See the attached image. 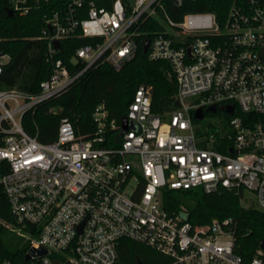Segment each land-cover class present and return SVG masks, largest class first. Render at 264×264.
I'll return each mask as SVG.
<instances>
[{
	"label": "built area",
	"instance_id": "built-area-1",
	"mask_svg": "<svg viewBox=\"0 0 264 264\" xmlns=\"http://www.w3.org/2000/svg\"><path fill=\"white\" fill-rule=\"evenodd\" d=\"M41 1L8 0L19 16ZM184 1L110 0L98 7L95 0H68L36 38L47 42L48 78L36 93L0 89V192L17 223L5 227L26 244L23 260L39 251L28 264H122V239L152 249L161 264H264L260 247L248 260L237 253L231 219L192 225L161 204L162 188L223 189L264 212V0L234 1L222 23L212 13L174 21L166 7ZM148 18L164 30L145 54L166 61L176 85L179 107L166 120L151 110L150 87L139 85L123 117L126 129L101 104L86 135L67 118L51 143L27 133L24 116L89 68L106 63L118 70L132 60ZM76 36L95 42L75 51L72 66H82L71 71L56 56L61 40ZM8 60L0 51V76ZM198 109L203 116L195 120ZM245 191L255 203H243Z\"/></svg>",
	"mask_w": 264,
	"mask_h": 264
},
{
	"label": "trees",
	"instance_id": "trees-1",
	"mask_svg": "<svg viewBox=\"0 0 264 264\" xmlns=\"http://www.w3.org/2000/svg\"><path fill=\"white\" fill-rule=\"evenodd\" d=\"M68 0H47L33 8L27 15L12 12L8 0H0V51L9 56L2 66L0 89L16 88L29 93L38 91L39 83L51 73L46 60L45 40H38L44 28V20L50 12L62 8ZM236 0H185L179 8L166 7L171 19L178 22L185 13H212L222 23L232 3ZM98 7H108L110 0H95ZM164 30L156 18H148L139 28L136 37L137 49L132 60L115 70L103 63L89 68L70 87L36 106L23 118L24 129L41 143H51L56 139L57 128L62 118H67L80 135L94 131L92 113L97 105H103L109 118L117 123L125 117L127 106L139 85L151 89V110L162 120L179 107L175 99L176 85L170 66L166 61H151L142 54L146 39ZM95 42L92 38L72 37L61 40L57 58L71 71L82 66L77 62L72 66L75 51ZM161 204L164 210L180 215L192 225H205L212 219H231L234 224L236 251L244 259L252 258L259 249V241L264 240V212L245 208L240 203L239 194L218 189L206 193L201 189L172 190L162 188ZM5 224L17 226L10 214L8 203L0 192V262L28 264L23 260L26 244ZM122 264H161L162 259L152 249L127 239L118 246Z\"/></svg>",
	"mask_w": 264,
	"mask_h": 264
},
{
	"label": "water",
	"instance_id": "water-1",
	"mask_svg": "<svg viewBox=\"0 0 264 264\" xmlns=\"http://www.w3.org/2000/svg\"><path fill=\"white\" fill-rule=\"evenodd\" d=\"M7 14H8V16H11V15H12V11H11L10 9H8V10H7ZM148 44H149V40L146 39V40L144 41V43H143L142 54H145V53H146V50H147ZM54 46H55L56 49H59V43H58L57 41H54ZM208 111H210V112H214V111H215V108H214L213 106H211V107L208 108ZM228 112H231V107L228 108ZM202 116H203V114H202V112H201L200 109L196 110V111L194 112V114H193V118H194L195 120H200V119L202 118ZM121 124H122V127H123L124 129L127 128V124H128V123H127L126 118H122V119H121ZM129 127H132V124H131V123L129 124ZM259 247H260L261 250L264 251V240H260V241H259ZM37 253H39V251H37V250H31V251L29 252V254H27V255L24 257V260H28L29 257H30V255H34V254H37Z\"/></svg>",
	"mask_w": 264,
	"mask_h": 264
},
{
	"label": "rangeland",
	"instance_id": "rangeland-1",
	"mask_svg": "<svg viewBox=\"0 0 264 264\" xmlns=\"http://www.w3.org/2000/svg\"><path fill=\"white\" fill-rule=\"evenodd\" d=\"M206 121H207V119L203 120L202 123H206ZM242 201H243L244 204H249L250 205L252 201L255 203V197L251 193L245 191L244 194H243Z\"/></svg>",
	"mask_w": 264,
	"mask_h": 264
}]
</instances>
